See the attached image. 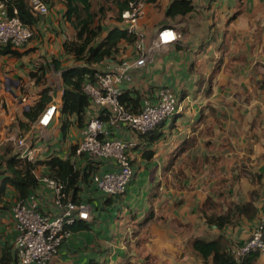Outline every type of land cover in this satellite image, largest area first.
Listing matches in <instances>:
<instances>
[{
    "label": "crops",
    "instance_id": "1",
    "mask_svg": "<svg viewBox=\"0 0 264 264\" xmlns=\"http://www.w3.org/2000/svg\"><path fill=\"white\" fill-rule=\"evenodd\" d=\"M172 1L149 0L137 32L146 35L149 45L170 23L182 39L156 49V62L136 76L134 85L143 93L172 87L180 110L157 130L162 138L154 142V132L140 138L125 127L119 130L118 138L138 144L132 151L134 177L127 193L109 199L93 184L86 186L80 197L92 207L90 228L74 232L50 264H145L150 255L156 258L154 264H204L193 254L191 240L222 235L229 242H243L264 219V187L254 220L218 230L206 225L204 218L220 215L225 202L249 200V193L257 189V175L264 184V93L255 83L264 74V0H193L195 11L175 23L166 18ZM64 14L65 6L55 3L48 15L40 17L35 26L40 36L21 50L20 58H0V146L11 142L10 137L26 138L38 147H49L42 161L52 152L73 161V148L80 141L76 118L67 120L65 131L61 112L47 130L39 131L34 124L26 130L18 123L26 122L24 112L41 98L45 87L51 88L50 104L61 108V72L52 67L48 83L40 86L29 74L52 59L68 65L62 44L74 38L75 31ZM123 53L133 58L134 46ZM208 88L212 94L206 96ZM93 114L89 109L87 120ZM87 161L78 157L75 166L83 172ZM97 162L95 173L113 170L111 163ZM5 168L0 164V172ZM40 172L49 173L44 165L36 172L39 177ZM4 177L0 175V185ZM40 188L44 212L55 215L51 192L44 184ZM225 190L230 192L228 199L220 196ZM13 201V187H8L0 207L8 202L11 208ZM215 207L218 212H211ZM15 237L12 211L3 210L0 258ZM12 255L15 259L13 250ZM259 264H264V255Z\"/></svg>",
    "mask_w": 264,
    "mask_h": 264
},
{
    "label": "trees",
    "instance_id": "2",
    "mask_svg": "<svg viewBox=\"0 0 264 264\" xmlns=\"http://www.w3.org/2000/svg\"><path fill=\"white\" fill-rule=\"evenodd\" d=\"M7 6L9 16H15L14 11H17V16L33 31V40L40 36V33L35 30V26L40 20V15L35 16L30 7V0H0ZM48 7L49 11L55 3L60 2L65 6L64 20L68 22L75 31L74 38L65 39L62 44L63 54L67 57L66 61L72 59V65L65 66L63 60L52 59L51 62H42L37 65L36 71L29 75L35 81L37 86L46 85L48 83L47 74L52 71V67L57 72H61L62 85L64 93L60 108L63 119L64 129L68 127L67 120L70 117H75V124L79 128H83L87 122V113L91 106L89 96L84 92V87L88 83H95V75L99 68L104 64L112 61H118L126 58L123 51L126 48L132 47L139 40V36L130 33L124 21L121 18L122 13L129 8L130 2L136 0H42ZM115 9L113 10V8ZM196 7L193 0H173L166 10V18L169 22L175 23L179 17H186L195 11ZM117 13H116V11ZM112 12L116 14H112ZM112 15L115 24L109 25L107 21ZM166 27H173L168 24ZM174 28V27H173ZM28 43V44H29ZM27 44V45H28ZM27 45L20 48H15L12 45L0 44L1 57H18L21 56V50ZM178 48L181 49L180 44ZM69 57V58H68ZM255 73L258 72L255 70ZM135 80L124 87V94L121 101L129 110L138 111L143 104L144 98L155 99L157 92L163 88H170L175 93L174 89L169 86H161L158 88H150L144 93L135 87ZM259 90L264 93V74L262 79L255 82ZM50 87H45L41 92V98L24 112L26 122H18L22 129L28 130L32 124H35L42 114L44 109L50 104L52 98L49 96ZM176 94V93H175ZM212 94L211 88L207 89L206 96ZM177 97V96H176ZM178 105H179V99ZM210 112L213 113V108L208 106ZM204 113V110L202 111ZM99 114V112H98ZM174 117V116H173ZM170 118L164 121L159 127L147 135L154 132L152 142L161 139V133L157 130L164 125ZM68 122H70L68 120ZM131 132L129 128H125ZM66 131V130H65ZM34 135H38L35 133ZM143 136H140V138ZM121 138V137H120ZM123 139V138H121ZM48 144V143H47ZM15 147V146H14ZM46 149L49 147L46 146ZM5 150V149H3ZM76 147L73 148V154ZM52 152L44 161L31 163L23 160L13 150H5L3 156H0V164H6L1 176H5L0 185V203L7 196L8 187H13L14 201L10 208L8 202H4L3 207H0V212L3 210L12 211L16 202L25 201L31 194H37L41 198L40 179L37 176V170L41 166L48 169L46 176L56 177L66 184V192L70 201L80 204L83 202L80 197L83 189L86 186L93 184L92 175L97 172V160L87 158L88 166L82 171L78 170L72 162L71 157L65 158V155ZM134 177V176H133ZM257 189L249 193V200L241 203L225 202L224 211L220 215H204L206 225L223 230L228 227H235L242 221H252L258 217L260 210L257 207L262 199L261 190L264 187L262 183V175H257ZM229 191L225 190L220 194L223 199H228ZM109 199L114 198L108 196ZM43 215L46 214L43 205L40 208ZM48 214V213H47ZM264 214V209H263ZM264 223L260 221L256 228L252 231L250 237L243 242H229L224 236L220 235L217 238L208 241L202 238H195L190 242V248L193 254L201 259L204 264H259L262 254L260 252H251L250 254L236 259L232 254V250L238 246L245 245L253 236L258 227ZM90 228L87 221L77 220L73 225L68 226V231L74 233L79 230ZM14 244V243H13ZM14 252L13 246L5 248L1 254L0 264H19V259L12 255ZM15 253V252H14ZM16 255V254H15ZM156 258L150 255L146 259L145 264H154ZM149 260V262H148ZM16 261V263H15Z\"/></svg>",
    "mask_w": 264,
    "mask_h": 264
},
{
    "label": "built area",
    "instance_id": "3",
    "mask_svg": "<svg viewBox=\"0 0 264 264\" xmlns=\"http://www.w3.org/2000/svg\"><path fill=\"white\" fill-rule=\"evenodd\" d=\"M148 2L149 0L130 2L129 8L121 15L127 30L139 36L134 45V57L104 64L95 75V83H88L84 87V92L91 100L89 109L96 114L81 128L80 141L72 162L75 164L78 157H90L113 165V170L92 176L93 185L105 196L125 195L134 176L132 151L138 144L135 140L118 138L119 130L125 127L139 136H144L180 110L176 94L166 87L157 92L155 99L144 98L141 108L135 112L129 110L121 101L124 87L131 84L144 68L156 62V49L174 45L182 39L181 33L175 28L164 27L146 45V35L138 34L137 29ZM30 7L35 16H45L50 12L42 0H30ZM14 14L15 16L10 17L6 4L0 1V44L20 48L30 42L33 31L20 20L16 10ZM59 113L58 105L49 104L34 126L39 131L47 130ZM9 141L13 142L19 157L31 163L42 161L44 152L49 150L19 136L10 137ZM39 179L46 190L51 192V203L57 213L43 215L40 210L43 205L42 198L37 194H31L27 200L16 202L13 206L12 215L16 229L13 248L19 264H50L73 234L67 227L77 220L92 219V207L87 203L77 204L70 201L65 183L51 176ZM251 252L264 255V223L245 245L232 250L236 259Z\"/></svg>",
    "mask_w": 264,
    "mask_h": 264
},
{
    "label": "rangeland",
    "instance_id": "4",
    "mask_svg": "<svg viewBox=\"0 0 264 264\" xmlns=\"http://www.w3.org/2000/svg\"><path fill=\"white\" fill-rule=\"evenodd\" d=\"M115 9V7L113 8V10ZM114 12H112V14H113ZM114 14H116V13H114ZM113 18L114 17H112V15H110V17H109V19L107 20L108 22H111L112 20H113ZM52 29H54V28H51V30ZM50 30V31H51ZM68 65L67 66H70V65H72V59H69L68 61ZM35 63H33L32 65H34ZM3 149H5V150H8V149H11V150H13L14 151V153H15V147H14V144H13V142H6V143H4L2 146H0V151L2 150L3 151ZM40 178H42V177H44V176H46V174H43L42 172H40ZM220 208H218V207H215V209L214 210H212L211 212H218V210H219ZM264 220V219H263ZM262 220V221H263ZM212 238H214V237H212ZM211 239H208V241H210ZM12 244H13V242H12Z\"/></svg>",
    "mask_w": 264,
    "mask_h": 264
}]
</instances>
